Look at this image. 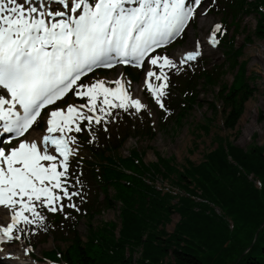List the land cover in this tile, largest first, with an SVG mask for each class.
Listing matches in <instances>:
<instances>
[{
    "label": "trees",
    "instance_id": "obj_1",
    "mask_svg": "<svg viewBox=\"0 0 264 264\" xmlns=\"http://www.w3.org/2000/svg\"><path fill=\"white\" fill-rule=\"evenodd\" d=\"M208 12L220 14L217 23L224 26V31L218 34V46L224 60L211 63L200 58L181 66L183 71L176 72L169 83V105L177 107L174 123L180 126L193 106L200 105V86L204 91L218 87L210 110L216 114V103H221L222 125L234 129L254 92L247 81L246 60L241 59L244 44L236 41L238 27L242 17L253 14V34L264 39V0H217ZM228 69L234 71L231 82L223 80ZM123 72L132 82L138 81L139 72L130 65L124 66ZM259 115L262 121L264 109ZM206 120L199 128L208 132L212 119ZM95 134L94 143L87 142V130L76 134L80 155L73 160L76 164L71 162V168H77L79 162L85 184L83 200L79 211L51 216L49 233L66 245L44 250L43 259L65 264H224L235 248L243 252L252 243L236 264H264V231L253 241L264 221V142L258 144L254 137L247 148H242L227 136L215 135V146L199 163L186 158L178 168L173 156L157 153L155 161L146 163L143 152L136 148L126 156L119 153L132 135L154 134L151 116L145 109L135 123L123 112L115 132L100 138L96 129ZM158 176L172 177L170 183L182 194L158 188ZM116 206L117 220L94 223L96 215ZM173 214L178 220L168 232L166 226ZM225 214L232 215L231 228ZM81 219L86 226L84 239L78 232ZM238 236L246 237L248 245L242 246ZM30 245L35 249L34 242ZM254 249L257 254L252 253ZM192 251L199 256L192 255Z\"/></svg>",
    "mask_w": 264,
    "mask_h": 264
},
{
    "label": "snow or ice",
    "instance_id": "obj_2",
    "mask_svg": "<svg viewBox=\"0 0 264 264\" xmlns=\"http://www.w3.org/2000/svg\"><path fill=\"white\" fill-rule=\"evenodd\" d=\"M202 3L76 0V16L66 17L62 11H45L43 5L26 8L18 0H0V209L10 216L6 226L0 225V243L21 240L27 226L46 231L45 210L79 211L73 198L83 200L85 184L79 162L71 168L79 151L75 134L87 130V142L94 143L96 126L107 131L113 110L140 113L147 108L132 98L131 81L123 74L113 81L84 78L96 68L119 63L142 69L147 61L145 87L165 109L170 81L166 70L179 73L181 66L196 61L202 55L201 42L178 62L153 53L184 33ZM223 31L215 23L208 44L217 47ZM70 92L84 102L52 107ZM46 108L50 110L42 116ZM30 130L37 138H31Z\"/></svg>",
    "mask_w": 264,
    "mask_h": 264
},
{
    "label": "rangeland",
    "instance_id": "obj_3",
    "mask_svg": "<svg viewBox=\"0 0 264 264\" xmlns=\"http://www.w3.org/2000/svg\"><path fill=\"white\" fill-rule=\"evenodd\" d=\"M27 2L28 0H18V3L24 4L26 8L29 7ZM75 2L76 0H33L31 6L39 7L40 5L38 4L42 3L43 6H46L45 8H47V11H62L66 14V17H75L76 13L72 11V6ZM65 4H67L68 7H65ZM211 4L212 0H203L201 7L197 9L195 20L189 24L184 33H182L181 36L175 38L166 47L160 50H163L165 52L167 50V54L165 55H168L170 58L178 62L180 58L176 57V52H178L179 49L184 48L187 40L191 39L192 35L195 41H192L187 45L189 46V51L195 49L196 41L199 40L200 36H205V38L208 39L213 25L220 20V14L208 12L207 15H201L204 9ZM200 18L205 20L206 23L204 24V26H202V28L199 29L198 23L200 21ZM254 26L255 17L253 14H250L248 16L242 17V19L240 20V28L238 27L236 41L238 45L244 44L243 55L241 56V59L246 60V76H248L247 81L249 85L254 88V92L244 104V111L238 119L234 129H226L223 127L221 103H216V108L218 110L216 114H214L213 111L210 110V103L212 101H215L214 96L218 90V87L215 88V91L213 89L204 91V89H202V86H200L199 88V97L201 101L200 105L193 106L191 111L186 114V117L182 121V124L180 126H175L174 117L177 111V107H171L169 105L170 92H168V96L164 98L165 109H161L155 103L154 99L151 97L150 93L145 87L144 82L146 69L149 67L146 61L144 68H136V70L139 72L137 74L138 81H136L135 83H131L129 91L133 99H139L142 103L147 105V108L145 110L151 116L154 134L152 136H145L140 134L132 135L124 142L119 153L122 156H126L130 149L136 148L138 151L143 152V159L146 163L155 161L157 158V153H159L163 157L173 156L175 159V164L179 168L185 164L186 158H189L195 164L199 163L203 159V155L215 146V144L213 143L215 135L227 136L230 140H232L234 144L242 148H247L249 144L253 142L254 137L255 141L258 144H262L264 142V119L261 121L259 119V114L264 109V50H262V43L264 42V39H259L254 36ZM247 36L250 37V40L248 41ZM178 41H180V43ZM209 47L210 48L208 50L201 51L202 55L201 57H198L197 60L203 58L205 60H209L211 63L222 62L224 59L219 46L213 48L211 45H209ZM158 51L159 50H157L153 54H157ZM192 62L195 61H191L189 63ZM166 71H169V83H172L174 81L176 71ZM121 74H123V68L122 66L117 65L110 72L99 73L98 70L93 71L87 76L88 79L85 78V82H87L89 79H104L106 81H113L119 78ZM233 74L234 71L228 69L227 74L225 75L223 80L225 82H231ZM124 78L128 80L127 77L124 76ZM69 95L73 94L70 92L62 101L58 102V105L54 107H65L68 103L79 104L84 102L80 98H77L75 96L69 97ZM145 96H148L150 99H146ZM61 102H65V104H60ZM48 111L49 110H44L42 112V116L47 114ZM121 112L122 111L120 109L113 110V115L115 118H109V121L106 124L107 131L103 130V126H96V129L99 131L100 138L103 134L107 135L115 132V126L118 122V118L121 117L123 113ZM126 115H131L134 118L135 123L136 120L138 121L140 113H135L133 109H130L129 112L126 113ZM207 117H210L212 120L210 123H208L210 126L209 131L205 132L199 128V125L204 124L207 121ZM35 127L36 126H34V128ZM38 127L41 132L44 131L45 124L42 119L38 121ZM30 132L31 138H37L35 137V131L30 130ZM16 142L17 141H13V143ZM79 154L80 151H78V154L72 158V161L79 157ZM74 164L76 163L73 162V165ZM78 171H81V168H78ZM170 179H172V177L164 179L158 176L156 186L158 188H161L163 191H170L173 194H182L179 188L170 183ZM73 202H75L80 208L79 197H74ZM215 209L217 212H220V209L218 207H215ZM71 210L75 211L76 209L65 208L64 213ZM117 211L118 206L110 209H105L100 214L96 215L93 221L94 223H97L99 222V220H117ZM44 214L46 216V231L36 226H27L25 234H22L24 239L23 237H21V240L19 241L13 240L11 242L0 243V249H3V251H0V264H23V260L18 257L19 255L26 254L28 258L27 262H34L35 264H53L43 259L42 252L44 250L52 249L57 244L62 248L66 244L58 240L56 241L52 238V235L51 233H49L48 228L49 219L53 214L46 212V210ZM225 217L227 222L229 223V227L231 228L234 222L232 219V215L229 216L225 214ZM177 220L178 215L173 214L171 222L166 226V230L168 232L172 231L173 226L177 222ZM9 222L10 216L7 214L6 210L0 209V225L6 226ZM263 224L264 221L255 231L253 241L258 234L260 238L262 237V233L264 230H261V227L263 226ZM78 232L84 239L86 235V226L84 219H81L80 223L78 224ZM238 237L242 246L248 245V240L246 237ZM32 242L36 244L35 249H32L30 246V243ZM259 244L261 245L260 241ZM251 245L252 243H250L243 252H240L239 248H235L231 252V254L227 258H225L224 264H236L243 257L245 252L251 247ZM26 249H32V251L26 253ZM252 253L257 254L258 252L256 249H254ZM191 254L199 256V253L195 251H192Z\"/></svg>",
    "mask_w": 264,
    "mask_h": 264
},
{
    "label": "bare ground",
    "instance_id": "obj_4",
    "mask_svg": "<svg viewBox=\"0 0 264 264\" xmlns=\"http://www.w3.org/2000/svg\"><path fill=\"white\" fill-rule=\"evenodd\" d=\"M32 1L33 0H28V2H27V4L29 5V6H31L32 5ZM40 5H43L42 3H39ZM46 6H44V8H45ZM45 11H47V9L45 8ZM206 23V21L205 20H203V19H201L200 18V21H199V23H198V27H199V29L200 28H202V26H204V24ZM199 31V30H198ZM200 32V31H199ZM202 40V41H201ZM192 41H195L194 40V38H193V35H192V37H191V39H188L187 40V42H186V44L184 45V48H181V49H179L178 50V52H176V57L177 58H181L187 51H189L188 50V48H189V46H187L190 42H192ZM199 41L201 42V51H203V50H208L210 47H209V44H208V39L207 38H205V36L204 37H202V36H200L199 37ZM262 50H264V42L262 43ZM260 53V52H259ZM146 76V75H145ZM245 113H246V111H245ZM244 113V114H245ZM35 137H37V135H35ZM26 253H28V251H26ZM18 258H21L23 261V264H26V263H28V264H35L34 262H27V260H28V258H27V254L26 255H19V257Z\"/></svg>",
    "mask_w": 264,
    "mask_h": 264
}]
</instances>
